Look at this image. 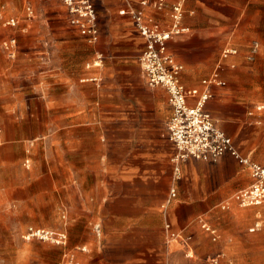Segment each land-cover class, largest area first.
Instances as JSON below:
<instances>
[{"label":"crops","instance_id":"0c3cea01","mask_svg":"<svg viewBox=\"0 0 264 264\" xmlns=\"http://www.w3.org/2000/svg\"><path fill=\"white\" fill-rule=\"evenodd\" d=\"M141 1L130 0L162 29L170 27L172 5H182L189 31L167 43L183 67L180 82L208 90L215 125L242 155L264 162V108L257 110L264 106V0H165L161 10L155 0ZM95 2L98 41L87 44L65 22L54 25L41 37L43 68H31L37 95L1 108L0 232L21 237L34 226L68 236L64 246L2 243L12 249L10 264H60L79 247L82 264H259L264 202L245 207L233 198L251 185L249 169L224 154L185 160L174 171L168 95L148 86L138 62L145 40L121 13L125 0ZM59 8L45 13L64 19ZM27 17H35L29 5ZM226 49L236 54L224 57ZM215 74L223 84H203ZM247 244L248 259L241 253Z\"/></svg>","mask_w":264,"mask_h":264},{"label":"built area","instance_id":"2783aa9c","mask_svg":"<svg viewBox=\"0 0 264 264\" xmlns=\"http://www.w3.org/2000/svg\"><path fill=\"white\" fill-rule=\"evenodd\" d=\"M69 14V21L80 35L89 44H95L99 37L97 14L91 0H62ZM126 7L122 14H128L135 23L139 34L145 40V48L138 57V62L149 87H163L168 95V103L171 115L167 121L168 138L175 147V153L171 158L174 171L178 172V165L188 159L202 161H217L224 154H229L241 165L249 169L252 183L248 188L237 191L233 198L241 206H254L264 202V162L252 161L242 155L234 146L230 137L220 130L213 120L212 115L206 109V103L211 98L208 90L199 92L197 89H187L179 79L182 65L173 55L167 51V43L174 36L185 34L188 27L181 24L183 8L180 3L171 7V24L168 29H162L154 18L147 16L142 8H137L130 0H125ZM142 0L140 6L146 5ZM156 10H161L165 0H155L152 3ZM7 25L16 26L17 20L9 18ZM14 41V40H13ZM257 43L251 47L252 54L257 49ZM236 54L235 49H226L223 56ZM252 59V56H250ZM223 84L215 74L210 80H204L203 84ZM193 103L189 104L188 99ZM264 106H257L261 110ZM174 189L170 190V197H174ZM63 217V216H62ZM169 224L165 225L169 230ZM202 228L211 233L215 239V231L206 225ZM177 234L169 233V240L175 239ZM25 242L39 241L55 246L67 244L68 236L64 231L48 228L27 226L21 234ZM86 252L83 247L62 254L60 264H82L76 252ZM219 255L210 259L216 263Z\"/></svg>","mask_w":264,"mask_h":264},{"label":"rangeland","instance_id":"374dc122","mask_svg":"<svg viewBox=\"0 0 264 264\" xmlns=\"http://www.w3.org/2000/svg\"><path fill=\"white\" fill-rule=\"evenodd\" d=\"M91 2L97 14L96 2ZM28 5L33 9L34 18L27 17ZM60 5L63 7L64 19L62 12L60 17H53L47 11L45 13L46 6H50L57 14ZM11 16L18 19L16 26L7 25L6 21ZM69 19L62 0H0V112L2 107H7L5 104L10 100L16 102V99H21L24 106L28 97L37 95V91L32 87V81L36 80V77L31 68H43L40 55L44 46L41 41L43 34L54 31V25H63L65 22V31L81 36ZM81 38L86 42L82 36ZM53 44L55 45V42ZM66 60L73 61L74 57ZM50 61L57 65L56 58H50ZM258 79L264 81V68L258 72ZM258 93L264 99V87L259 89ZM6 242L20 246L24 244L20 235L0 232V264H10L13 261L12 249L1 245ZM241 253L243 258H249L248 244L242 248ZM259 255L262 256L261 259L258 256L259 264H264V252L259 251Z\"/></svg>","mask_w":264,"mask_h":264}]
</instances>
